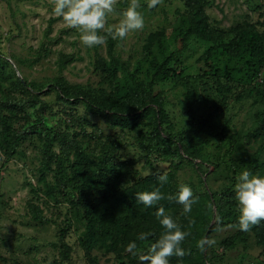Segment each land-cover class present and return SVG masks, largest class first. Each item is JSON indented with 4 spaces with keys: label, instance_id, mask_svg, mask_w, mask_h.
<instances>
[{
    "label": "rangeland",
    "instance_id": "1",
    "mask_svg": "<svg viewBox=\"0 0 264 264\" xmlns=\"http://www.w3.org/2000/svg\"><path fill=\"white\" fill-rule=\"evenodd\" d=\"M189 1L163 0L162 4L149 8L148 0H139V11L145 20L143 30L129 33L124 41L110 38V48L107 42L88 48L80 42L77 30L53 14L52 0H0V71L4 75V78L0 75V98L5 97L14 109H19L0 111V132L3 123L10 127L7 140L0 137V264H54L55 261L89 264L79 245L83 227L73 222L71 216L75 192L72 188L56 190L59 188L55 187L57 165L51 164L48 171L42 165L41 151L50 139L51 130L81 143L82 157L97 176L107 175L101 170V164L106 161L107 168L118 174L121 186L145 182L149 189L160 187L167 197L175 196L181 184L188 185L194 198H198L190 213L184 214L182 205L166 198L171 206L174 203L167 209L174 220L212 214L210 225L216 219L238 221V202L235 197L223 195V191L230 185L229 167L235 163L233 155L238 151L237 143L234 145L232 141L256 128L264 114V67L251 73L244 85L239 86L229 82L235 63L227 55L214 54L204 64L200 58L203 48L192 43L188 52L182 48L181 54L173 58L168 68L176 74L157 85L167 115L161 129L164 136L170 135L176 142L182 139L180 145L176 143L179 148L200 149L204 163L195 160L194 164L188 163L181 149L180 156H172L169 149L151 141V117L112 128L82 105L63 103L53 87L62 79L72 88L112 93L117 86L129 83L121 65L146 86L154 71L153 58L159 64L162 60L153 40L159 33L169 37L178 27L180 16L186 15ZM204 1L210 25L222 31L246 22L256 24L253 10L256 5H264V0ZM128 3L129 0H118L116 12L107 18V26L119 22L118 11H123ZM170 50L173 53L178 47L172 43ZM111 58L118 61L115 74L101 69L112 65ZM29 126L36 133L23 137L21 133ZM224 127L226 133L220 138ZM188 132L190 138L184 140ZM16 135V151L2 167L6 145L12 147ZM261 143L258 137L243 149L253 152ZM148 145H152L153 153L145 149ZM52 150L57 153L55 144ZM75 158L71 155L70 160ZM214 166L218 167L215 171ZM163 172L167 173L168 182L161 186L157 173ZM92 183V188H98V184ZM119 189L115 187L116 191ZM206 193L214 194L216 199L205 200ZM208 203L211 209L207 208ZM28 204L38 205L42 211L48 222L43 228L28 225ZM66 219L73 223L60 238L59 227ZM237 231L238 228L225 224L210 234L209 238L215 240L206 250L210 264H264L262 248L254 240L248 242L246 249L237 241L234 247L221 245ZM61 251L67 260L62 258ZM89 256L96 264H121L105 249L92 250ZM125 263L135 264L129 259Z\"/></svg>",
    "mask_w": 264,
    "mask_h": 264
},
{
    "label": "trees",
    "instance_id": "2",
    "mask_svg": "<svg viewBox=\"0 0 264 264\" xmlns=\"http://www.w3.org/2000/svg\"><path fill=\"white\" fill-rule=\"evenodd\" d=\"M205 5L204 0L189 1L186 15L180 16L178 27L172 31L169 37L166 38L161 33L156 35L153 44L162 60L159 64L155 63L157 58H153L154 71L146 86L137 81L128 69L121 65L120 68L127 74L129 83L125 82L119 88L117 86L112 93L100 94L92 89L72 88L66 85L62 79H59L53 84L58 98L70 106L82 105L89 114L103 119L112 128L121 125L126 126L128 121L136 123L137 119L149 116L153 122L151 141L169 149L172 156H180L181 149L190 164H194L195 160L204 163L201 160L203 157L200 155L199 148L188 149L181 146L179 148L177 144L180 145L182 139L176 142L170 135L164 136L162 133L161 126L167 121V115L163 104L164 98L157 90V85L159 82L169 80L176 74L175 70L168 68V65L174 57L181 54L182 48L188 52L190 44L195 43L203 48L200 58L204 64H208L214 54L227 55L233 60L235 67L229 74V82L239 86L244 85V81L251 73L264 67V5H256L253 10L256 24L246 22L243 25L231 27L227 31L215 29L210 25L209 18L204 11ZM118 12L122 13V11ZM167 40L168 43H166ZM172 43L178 47V50L173 53L170 50ZM107 46L108 48L111 47L110 38L107 40ZM111 59L112 65L102 66L101 69L107 73L115 74L118 61ZM62 66H65V62ZM207 67L210 68L211 66L207 65ZM0 75L4 78L3 71H0ZM205 77L206 73L204 72L202 78L205 79ZM17 82L24 86L21 80H17ZM34 99L35 96L32 97V100ZM224 100L225 98L221 99L222 104H224ZM3 109L7 111L14 109L5 97L0 98V111ZM18 110L14 109L15 112ZM9 128L3 123L0 132L3 141L8 138ZM226 130V127L221 130L220 138L225 135ZM35 133L29 126L21 135L24 137ZM48 133L50 139L41 151L43 155L42 165L44 171L50 170V165L53 163L57 165L55 187L59 188L56 190L72 188V191L75 192V199L71 201V216L73 222L83 227V232L79 237V245L87 256L89 264H96L95 260L89 256V253L95 249H105L106 252L112 253L121 264H126L127 259L135 264H141L138 256L133 257L125 252L126 245L130 241L136 240L141 232L151 233L152 235L147 240L137 241L138 248L146 253L150 245L164 231L155 216L157 208L163 206L167 212V209L174 206V203L172 202L171 206L164 199L156 206L145 207L136 199L137 193L154 190L149 189L145 182L142 185L121 186L118 174L107 168L106 161L101 164V170L107 175L97 176L82 157L81 143L75 139H68L66 134H55L52 130ZM17 136H15L16 142L12 147L8 148L6 145V159L2 162V167L6 165L16 151ZM258 137L261 138L262 143L255 151L248 152L243 149ZM189 138L190 132L186 134L184 140ZM232 142L234 145L237 143L238 151L233 155L235 163H232L231 168L229 167L231 176L228 182L230 185L223 191V195L233 198L235 197L234 186L239 171L242 172L247 169L264 176V157H262L264 153V114L260 117L256 128L249 131L243 138L235 137ZM53 144L57 146V153L52 150ZM145 149L147 152H154L152 145H148ZM71 155L77 157V160L75 158L71 161ZM205 165L209 168L208 164ZM217 169L218 167L214 166L213 171ZM92 181L98 184V188L91 187L93 186ZM116 186L120 187L119 191L115 190ZM204 198L209 201L216 199V196L206 193ZM205 200L201 202H205ZM208 204L207 208L211 209L210 203ZM28 212L29 226L41 229L48 223L43 218V213L38 205L28 204ZM213 218L212 214H200V216L195 215L176 220L182 230L190 233L182 244V247L190 254H186L182 259L173 256L170 258V264H210L206 254L208 247L200 250L197 247V242L201 238L209 237L211 233L221 229L225 224L233 226L238 222H219L216 219L210 225ZM67 221L68 223H66ZM67 221L59 227L60 238L65 235L66 228H69L70 224L73 223L71 219ZM191 221L195 222L191 223ZM250 240H254L255 244L262 248V254H264V221L249 232L238 230L232 237L224 240L221 245L224 248L234 247L237 241L246 249ZM61 255L64 260L68 259L62 251ZM54 264L59 263L55 261Z\"/></svg>",
    "mask_w": 264,
    "mask_h": 264
},
{
    "label": "clouds",
    "instance_id": "3",
    "mask_svg": "<svg viewBox=\"0 0 264 264\" xmlns=\"http://www.w3.org/2000/svg\"><path fill=\"white\" fill-rule=\"evenodd\" d=\"M52 2L53 14L61 18L68 27L77 30L80 42L88 48L102 46L109 38L124 41L129 33L143 30L145 26L144 16L139 11L141 7L139 0H129L128 6L120 14L119 22L111 26H107V18L116 12L118 0H52ZM162 3L163 0H148L147 6L155 8ZM236 179L234 192L239 206V217L233 227L242 232H249L264 221V176L244 169ZM157 181L161 186L166 184L167 173H157ZM166 198L182 205L184 214L191 212L192 205L198 199L194 198L192 189L186 184L179 186L175 196L166 197L160 187L136 194L137 201L145 207L156 206ZM155 216L164 229L159 238L145 253L138 248L137 241H145L152 234L141 232L136 240L126 245L125 252L133 257L138 256L141 264H170L171 257L182 259L186 254H190L182 247L190 233L182 230L163 206L157 208ZM214 244L215 240L204 237L197 242V247L204 250L205 247Z\"/></svg>",
    "mask_w": 264,
    "mask_h": 264
}]
</instances>
